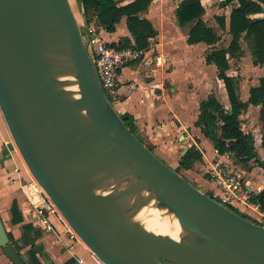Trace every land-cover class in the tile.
Returning <instances> with one entry per match:
<instances>
[{
    "label": "water",
    "instance_id": "water-1",
    "mask_svg": "<svg viewBox=\"0 0 264 264\" xmlns=\"http://www.w3.org/2000/svg\"><path fill=\"white\" fill-rule=\"evenodd\" d=\"M0 111L29 172L102 263L264 264V225L186 179L117 112L70 0H0ZM148 217L177 221V235ZM0 246L29 264L1 214Z\"/></svg>",
    "mask_w": 264,
    "mask_h": 264
},
{
    "label": "crops",
    "instance_id": "crops-1",
    "mask_svg": "<svg viewBox=\"0 0 264 264\" xmlns=\"http://www.w3.org/2000/svg\"><path fill=\"white\" fill-rule=\"evenodd\" d=\"M131 1L115 0L118 6L126 5ZM226 1L201 0L205 8L203 20L220 36L218 43L208 45L205 42L194 44L188 42L190 30L195 22L184 25L179 23L176 10L182 0H152L148 10L141 13V18L149 19L157 31L156 36L149 38V45H153V48L148 51L145 62L131 63L122 71L112 103L121 116L128 115L132 118L135 135L171 167H173L171 163L178 165L179 159L190 147L197 146L203 152V160L196 162L191 169H181L180 173L190 182L197 183L198 187L202 186L212 193L217 192L218 189L208 174V168L215 159H226L250 192L260 191L264 188V169L255 161V165H251L249 169L239 167L230 155H220L212 141L203 134L200 127L196 126L201 102L207 100L211 93L226 110L231 108L224 81L217 75L216 65L206 62L208 53L228 47L232 39L229 32L230 15L232 9L238 5V1ZM70 2L74 11L80 15L78 20L80 24L83 23L98 31L104 41L118 43L131 40L134 43L126 16H123L116 24L115 31L109 32L98 22L94 13L86 21L81 0H70ZM223 14L226 16V29H223L216 19ZM252 17H264V13L255 14ZM244 44L250 50L253 60L252 42L243 36L239 53L229 56L230 64L233 60L244 57ZM157 53H163L169 58V63L162 68L146 64L153 60ZM228 74L239 77L240 97L243 101H248L250 89L257 86L259 82L253 85L243 84L241 80L243 75L233 74L231 68ZM152 84H155V87H152ZM246 113L252 114L250 119L247 117L249 130L254 136L258 153L264 159L263 122L259 124V128L256 127L260 117V106L251 104L248 106L241 115L242 126L245 125L243 118ZM200 166L204 167L208 176L197 172ZM28 179H30V172L14 145L0 111V214L11 242L19 246L18 250L25 255L29 264L28 250L31 244L27 245V243L32 241L40 247L37 255L42 264H46L42 257L44 249L53 264H68L71 261H74L73 264H104L85 247L60 215L54 213L49 215L54 224L53 231L45 230L41 226V221L35 220L34 212L23 190V184ZM15 201L23 216V220L17 224L13 222L12 212ZM241 210L264 224V213L256 204L249 202ZM30 225L39 230L41 233L39 238H35V232L28 229ZM0 264H13L1 246Z\"/></svg>",
    "mask_w": 264,
    "mask_h": 264
},
{
    "label": "trees",
    "instance_id": "trees-1",
    "mask_svg": "<svg viewBox=\"0 0 264 264\" xmlns=\"http://www.w3.org/2000/svg\"><path fill=\"white\" fill-rule=\"evenodd\" d=\"M230 1L233 0H227L226 2ZM237 1L238 5L232 9L230 15L229 32L232 35L230 44L228 47L215 49L206 55L207 64L216 65L217 75L224 81L231 108L226 110L216 96L211 93L207 100L201 102L196 126L200 127L203 134L212 141L220 155L228 153L233 159L244 164L255 161L264 169V159L255 147L254 136L251 132H246L243 129L241 120V115L250 104L260 106V119L263 122L264 130V76L260 77L257 86H253L250 89L249 100L243 101L239 94V77L228 74L231 68L230 57L235 56L241 50V38L243 36L252 42L254 65H262L264 63V17H252V15L264 13V0ZM81 2L84 10L83 16L86 21L94 13L98 22L109 32L115 31L116 24L123 16H126L129 31L134 37V43L131 40H127L111 43L112 46H135L143 49L149 46V38L157 35L152 22L145 17L141 18V13L148 10L152 0H132L123 6H118L115 0H81ZM204 12L205 8L201 0H182L176 10L180 24L195 22L188 38L190 44L205 42L208 45H215L220 40V36L203 20L202 15ZM216 19L220 26L226 29V16L224 14L219 15ZM122 118L135 133V125L132 118L128 115L122 116ZM262 147L264 149V131ZM202 160L203 152L197 146H192L181 156L175 169L178 172L181 169H191L196 162ZM206 193L213 196L212 192ZM249 201L256 204L260 211L264 213V188L260 191L250 192ZM229 207L245 218L260 223L248 214L240 212L237 208ZM12 212L13 222L15 224L20 223L23 220V216L16 201L13 204ZM28 229L35 232V238L41 236L39 230L32 225L28 226ZM29 244H31L28 250L30 264H42L37 255L40 247L33 241L32 243H27V245ZM15 247L19 249V246ZM73 263L74 261H71L68 264ZM165 263L172 264L169 262Z\"/></svg>",
    "mask_w": 264,
    "mask_h": 264
},
{
    "label": "built area",
    "instance_id": "built-area-1",
    "mask_svg": "<svg viewBox=\"0 0 264 264\" xmlns=\"http://www.w3.org/2000/svg\"><path fill=\"white\" fill-rule=\"evenodd\" d=\"M80 26L83 39L87 44L101 84L107 95L108 93L113 95L119 85V76L125 67L131 63L145 62L147 53L153 48V45L150 44L143 49L135 46H112L110 42L104 41L98 31L87 27L83 23ZM168 63L169 58L163 53H157L153 60L146 62L147 65H155L159 68L164 67ZM152 87H155V84H152ZM208 174L218 189L217 192L212 193L213 197L220 203L241 210L250 202V191L242 183V178L239 174L232 169L228 160L215 159L208 168ZM23 190L34 212L33 217L35 220L41 221V226L45 230L53 231L54 224L50 220L49 215L54 213L62 218L64 217L45 190L32 177L31 173L30 179L23 184Z\"/></svg>",
    "mask_w": 264,
    "mask_h": 264
},
{
    "label": "rangeland",
    "instance_id": "rangeland-1",
    "mask_svg": "<svg viewBox=\"0 0 264 264\" xmlns=\"http://www.w3.org/2000/svg\"><path fill=\"white\" fill-rule=\"evenodd\" d=\"M76 16H77V19L80 20V15H78L77 12H75ZM81 22H79L80 24ZM244 47H245V55L243 58L241 59H238V60H233L232 61V64H231V71L233 74L237 75V74H242L243 76H241V80L243 81V84H248V85H253V83H257L259 82V79L260 77L264 76V64L261 65V66H255L253 64V60H252V55H251V52L250 50L248 49V47L246 46V44H244ZM237 73V74H236ZM108 95L110 96V99L111 101L113 102L114 101V97L113 95H110L108 93ZM250 116L252 117V114H245V118H243V121L245 123V125H243V128L245 131H250V127H249V122H247L249 119H250ZM247 117H249V119H247ZM261 122V123H260ZM259 124H262V121L259 117V122L257 123L256 127L259 128ZM255 129V127L253 128ZM251 132V131H250ZM14 142V141H13ZM15 145V143H14ZM16 147V145H15ZM17 149V147H16ZM20 157H21V154L19 152V150L17 149ZM22 161L24 162L23 158L21 157ZM235 162H236V165H238L239 167H244L246 169H249L250 166L252 165H255V162L254 161H251L249 162L248 164H244V163H241V162H238L236 159H234ZM25 164V163H24ZM172 166L174 168L177 167V165L175 163H171ZM257 168H260L258 166H255ZM182 172V171H180ZM198 173H200L201 175L203 176H208L207 173H206V170L204 169L203 166H200V168L198 169L197 171ZM237 173V171H236ZM238 174V173H237ZM32 175V174H31ZM33 177V175H32ZM34 178V177H33ZM35 179V178H34ZM194 185H196L198 187V184L197 183H193ZM198 188H200L201 190H203L204 192H209L206 188L202 187V186H199ZM240 212L244 213V211L238 209ZM66 221V220H65ZM73 230V229H72ZM74 231V230H73Z\"/></svg>",
    "mask_w": 264,
    "mask_h": 264
},
{
    "label": "bare ground",
    "instance_id": "bare-ground-1",
    "mask_svg": "<svg viewBox=\"0 0 264 264\" xmlns=\"http://www.w3.org/2000/svg\"><path fill=\"white\" fill-rule=\"evenodd\" d=\"M144 223L150 229L159 233H168L176 236L179 231V224L177 221L171 223L169 220H161L158 217H148L144 218Z\"/></svg>",
    "mask_w": 264,
    "mask_h": 264
}]
</instances>
